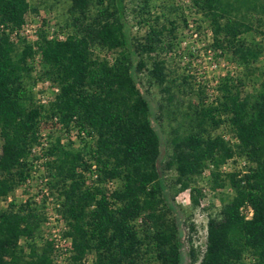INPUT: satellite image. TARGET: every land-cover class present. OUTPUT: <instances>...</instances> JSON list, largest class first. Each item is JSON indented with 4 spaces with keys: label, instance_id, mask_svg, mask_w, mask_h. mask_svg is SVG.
<instances>
[{
    "label": "trees",
    "instance_id": "trees-1",
    "mask_svg": "<svg viewBox=\"0 0 264 264\" xmlns=\"http://www.w3.org/2000/svg\"><path fill=\"white\" fill-rule=\"evenodd\" d=\"M38 10L30 0H0V264H56L51 243L22 242L42 237L43 206L14 198L35 171L43 124L55 118L80 133L78 148L51 138L41 165L74 263L185 264L189 256L264 264V0H191L189 10L211 30V51L240 73L220 77L212 103L190 84L199 102L185 109L177 93L195 78L174 65L191 16L175 0H69L58 15L64 40H12ZM140 76L160 92L157 103ZM43 80L58 89L47 104L35 90ZM165 117L171 180L159 169ZM239 160L244 170L233 168ZM227 164L232 171L223 172ZM106 181L116 184L111 194ZM185 191L188 208L175 204ZM206 191L219 204L211 205L205 251L199 258L189 238L186 256L177 215L194 233L189 216Z\"/></svg>",
    "mask_w": 264,
    "mask_h": 264
},
{
    "label": "rangeland",
    "instance_id": "rangeland-1",
    "mask_svg": "<svg viewBox=\"0 0 264 264\" xmlns=\"http://www.w3.org/2000/svg\"><path fill=\"white\" fill-rule=\"evenodd\" d=\"M69 0H30L32 6L36 4L39 5L38 13L30 12L27 14L26 20L28 24L35 26L39 29L40 34L44 33L47 36H56L62 34L61 29H59V19L58 15L63 11V7L66 6ZM176 6H181L185 9V13L191 16L188 20L189 25L192 26L190 28H181L180 29V57L177 58L175 67L178 69V72L190 73L194 76L195 80H188V85H184L185 93L180 94L179 103H181V108L185 109L189 102L194 105H197L199 102L197 93L194 94L190 90V84L197 89H202L207 97L216 96L218 91V80L222 75H239L240 69L235 66V64L230 63L224 59H218L214 53L209 52V45L212 39V33L210 28L202 23V18L199 15L193 14L189 7L191 6V0H175ZM200 27V29H199ZM193 30V31H192ZM135 32V31H134ZM197 34L196 37L193 35ZM259 38H256V41ZM223 61V62H222ZM221 63H224V66H221ZM217 65V68H213L214 65ZM142 84L145 90L148 93V96L153 100L154 103L160 100L161 94L157 88L153 85H149L148 80H146L143 76H140ZM50 85L47 87H43L40 89V93L44 94L48 97V99H53L54 97V88L55 85L49 80ZM195 90V92H196ZM218 96V95H217ZM210 103V101H208ZM169 123L170 120L165 117L162 120L163 128L161 130L162 135V153L161 159L159 162V169L161 172V176L166 178L167 180L172 179V173L166 172L164 170V162L168 158L171 147L169 143ZM42 133L46 136V138L51 140L54 136H61V140L63 143L72 142L75 148L80 146V138H79V127L76 124H73L72 127L66 128L65 126L59 125L58 122H55L54 119L49 121L42 126ZM226 140H230V137H226ZM246 165L245 160H239L237 165L233 168L237 170H244ZM223 172L232 171L230 166L227 164L222 168ZM35 186V183H34ZM35 191L29 189L25 186L18 187L14 192V198L18 200V202H30L34 203ZM46 201V200H44ZM175 204L182 208H188L191 205L190 202V193L189 191H185L180 193L176 199ZM215 204L218 206L219 202L215 195L210 192H205V197L201 200V205L193 210L189 216L190 222H192L195 226V232L189 233L187 227L185 226L186 222H189L187 217L183 215L180 211L177 215V220L179 222V226L184 233V253L187 256L189 252V243L188 239L192 238V243L194 245L195 251L199 258L202 257L205 251L206 244V235H207V222L210 215L216 213V208H213L211 205ZM4 206H7V203H4ZM34 242L37 244H42V237L36 239H27L22 238V242ZM89 260L92 258L89 257ZM185 264H198V262H193L192 259L187 256V261ZM245 264H252L251 259L247 258L245 260Z\"/></svg>",
    "mask_w": 264,
    "mask_h": 264
},
{
    "label": "built area",
    "instance_id": "built-area-1",
    "mask_svg": "<svg viewBox=\"0 0 264 264\" xmlns=\"http://www.w3.org/2000/svg\"><path fill=\"white\" fill-rule=\"evenodd\" d=\"M192 25L190 24L188 28H190ZM193 31V30H192ZM39 29L36 28L33 25L28 24L27 20L25 24L21 27V29L16 30L12 34V40H26L28 43L35 44V42L38 41L39 38ZM194 37L197 36V34L193 35ZM65 36L64 34H59L54 36H48V39L50 40H64ZM34 49L36 50L37 47L34 46ZM209 52H212L209 48ZM213 53V52H212ZM220 59V58H218ZM221 60V59H220ZM38 72L40 70V57L36 55L34 59L31 61ZM223 62V61H222ZM224 63H221V66H224ZM218 66L215 64L213 68H217ZM233 68L236 69V66ZM225 75H222L223 77ZM220 80V77L218 78ZM219 84V82H218ZM50 85L49 80H43L38 81L36 86V92L38 94V99L42 104H47L51 99H48L47 96L40 93V89L43 87H47ZM58 89L54 88V95L57 93ZM219 94V91H217V95ZM217 95L210 96L208 98V101L212 103ZM55 122H58V119H54ZM60 125V124H59ZM62 126V125H61ZM82 138H86L84 133H81ZM49 140L46 138V136L41 132V138H40V145L36 146L32 150V154L34 157L38 158V160L35 161V167H34V173L30 179H28L22 186H25L29 189H32L35 191V197H34V203L39 206H43V211L45 214V222L43 223L44 226V232L42 234V241L43 243H51L52 249L55 255L56 264H76L72 260L73 256V247H72V239L68 236V228L66 225V222L58 212L59 205L57 200L51 196V191L49 187L47 186V179L44 178V169L41 166L44 157H43V151L48 147ZM95 179V178H94ZM35 183V186H34ZM103 186L107 190V194H111L112 191L115 190L116 184L113 181H106ZM13 200L12 197H10L7 201L3 202L8 203ZM46 200V201H44ZM26 203V202H23ZM251 215V212L249 211L248 216ZM92 259L89 260L88 258L84 259L82 264H91Z\"/></svg>",
    "mask_w": 264,
    "mask_h": 264
}]
</instances>
